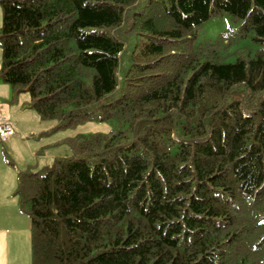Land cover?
<instances>
[{
	"label": "trees",
	"instance_id": "obj_1",
	"mask_svg": "<svg viewBox=\"0 0 264 264\" xmlns=\"http://www.w3.org/2000/svg\"><path fill=\"white\" fill-rule=\"evenodd\" d=\"M0 78L72 153L19 172L30 264H264V0H0ZM262 46L193 41L222 14ZM221 40V39H220Z\"/></svg>",
	"mask_w": 264,
	"mask_h": 264
},
{
	"label": "rangeland",
	"instance_id": "obj_2",
	"mask_svg": "<svg viewBox=\"0 0 264 264\" xmlns=\"http://www.w3.org/2000/svg\"><path fill=\"white\" fill-rule=\"evenodd\" d=\"M1 20L0 9V25ZM240 26V20L226 13L211 18L201 24L193 44H222L221 41L231 40L221 50L223 61L232 62L238 55L252 56L262 46L252 39L251 33L239 38ZM28 101L26 91L16 93L0 78V107L12 120L15 136L19 138L16 143L0 140V264H30V218L19 210L14 195L19 172L27 169L42 172L54 158L72 153L70 138L78 133L106 132L111 127L108 122L89 120L54 129L55 120L41 119L35 109L28 106Z\"/></svg>",
	"mask_w": 264,
	"mask_h": 264
},
{
	"label": "built area",
	"instance_id": "obj_3",
	"mask_svg": "<svg viewBox=\"0 0 264 264\" xmlns=\"http://www.w3.org/2000/svg\"><path fill=\"white\" fill-rule=\"evenodd\" d=\"M14 134V125L2 112H0V140L6 141Z\"/></svg>",
	"mask_w": 264,
	"mask_h": 264
},
{
	"label": "crops",
	"instance_id": "obj_4",
	"mask_svg": "<svg viewBox=\"0 0 264 264\" xmlns=\"http://www.w3.org/2000/svg\"><path fill=\"white\" fill-rule=\"evenodd\" d=\"M0 110H2V113L4 114V112H3L4 109H1V107H0ZM4 116H6L10 120V118L7 115L4 114ZM15 134H13L12 136H10V138L8 139V141H10V143H16L18 141L19 138L17 136H15Z\"/></svg>",
	"mask_w": 264,
	"mask_h": 264
}]
</instances>
